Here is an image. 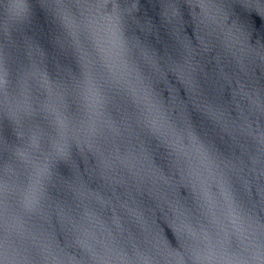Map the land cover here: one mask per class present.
Segmentation results:
<instances>
[{
  "label": "water",
  "instance_id": "95a60500",
  "mask_svg": "<svg viewBox=\"0 0 264 264\" xmlns=\"http://www.w3.org/2000/svg\"><path fill=\"white\" fill-rule=\"evenodd\" d=\"M262 101L264 14L238 0H0V264H170L190 226L184 264H264Z\"/></svg>",
  "mask_w": 264,
  "mask_h": 264
},
{
  "label": "snow or ice",
  "instance_id": "6c2138e0",
  "mask_svg": "<svg viewBox=\"0 0 264 264\" xmlns=\"http://www.w3.org/2000/svg\"><path fill=\"white\" fill-rule=\"evenodd\" d=\"M54 2L59 5L63 2V0H54ZM118 2V0H117ZM161 2L165 5H171L175 6L177 5L180 0H161ZM190 2H195V0H190ZM199 2L207 4L210 2V0H199ZM240 4H243L247 6L248 8L252 10H258L262 14H264V0H238ZM15 4V9L18 14H24L25 12V0H14ZM174 70L178 73L181 74H188L189 73V68L184 62L177 63L176 65L173 66ZM192 90L197 91V85L196 82L193 80L191 82ZM85 97L89 103L91 104H97L99 102V93L97 89L95 88V85L92 84L91 81L87 82L86 89H85ZM66 98L62 101H56L55 104L50 106V112L56 117V126L61 127L63 126L65 120L68 119L67 113H66ZM262 106H264V101H262ZM45 129L48 131L49 128L52 129L51 126L47 125L46 123L44 124ZM53 130V129H52ZM36 145V151H40L45 144L48 145L47 149H44L45 151H49V141L47 138H36L34 141ZM0 167H2V161H0ZM45 176L46 172L44 169L37 168L34 170L33 175L29 179L28 182V187H27V192L26 196L24 199V207L29 210L33 211L35 210L40 202L41 199L44 197L47 189V184L45 181ZM193 180H195V177H192ZM4 190V185L2 182H0V192H3ZM66 210V209H65ZM183 234H186L189 237L194 238L195 237V231L193 227H188L184 229ZM182 232L179 236V239H174L172 241V247L169 250V256H170V264H184V261L182 259V252L177 249L176 246L174 245H183V236ZM194 257L198 260L199 256L198 254L193 251Z\"/></svg>",
  "mask_w": 264,
  "mask_h": 264
}]
</instances>
